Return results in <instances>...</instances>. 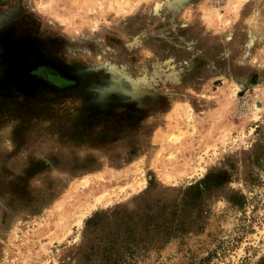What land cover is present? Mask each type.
I'll return each mask as SVG.
<instances>
[{"label": "rangeland", "instance_id": "rangeland-1", "mask_svg": "<svg viewBox=\"0 0 264 264\" xmlns=\"http://www.w3.org/2000/svg\"><path fill=\"white\" fill-rule=\"evenodd\" d=\"M0 264H264V0H0Z\"/></svg>", "mask_w": 264, "mask_h": 264}]
</instances>
